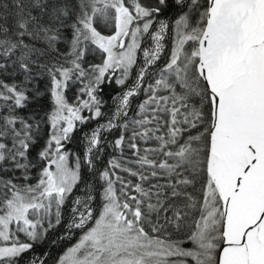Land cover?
I'll use <instances>...</instances> for the list:
<instances>
[{
  "label": "snow or ice",
  "instance_id": "6c2138e0",
  "mask_svg": "<svg viewBox=\"0 0 264 264\" xmlns=\"http://www.w3.org/2000/svg\"><path fill=\"white\" fill-rule=\"evenodd\" d=\"M113 79L114 111L66 150ZM70 199L55 264H264V0H0V264Z\"/></svg>",
  "mask_w": 264,
  "mask_h": 264
},
{
  "label": "trees",
  "instance_id": "16d2710c",
  "mask_svg": "<svg viewBox=\"0 0 264 264\" xmlns=\"http://www.w3.org/2000/svg\"><path fill=\"white\" fill-rule=\"evenodd\" d=\"M174 12L175 9L172 8L168 10L164 15L172 16L174 15ZM87 59L91 63L99 62V58L95 56L90 55ZM131 82L132 80L130 79L128 81V84L130 85ZM33 87H38L41 90V92L45 94L44 96L41 97L39 101V106H37V104L34 103L31 106V108L26 111H31L34 109L40 112L41 115H43L44 112L47 111L49 108V101L47 98V93L45 91L46 88L48 87L47 78L43 77L38 81L34 82ZM78 87H79L78 84H74L68 90L67 96L69 97L70 102H74V97L77 95ZM123 90H124L123 87L115 84L114 79L112 82H108L103 86V90L102 92H100L99 96L100 99L102 100V112L105 113V116L100 118L99 120H92L89 123L78 128V130L73 134L71 142L66 145V150H69L70 152L83 157L85 152L84 133H89L92 129H94L97 126V124H102L105 122L107 117L111 115L112 111H114L115 108L114 98L118 96ZM133 103L135 105V100ZM44 127L45 126L42 125V128ZM41 135L43 139L44 138L43 131ZM116 135H117V130L103 133L102 143L100 146L101 149L103 150L95 154L97 168L102 169L106 165L107 161L112 158V156L114 155L119 156V152L115 151L112 148V142L116 138ZM127 154L128 153H126V155ZM82 176L84 181L90 183L94 182L95 179L94 173L90 172L86 166L82 168ZM81 187H83V185H81ZM75 194L79 195L80 194L79 190H77ZM97 204L98 201L94 202L93 206L95 207ZM70 208H71V199L69 200L68 204L65 206L64 219L61 225L57 226L54 230L50 231L45 237V239L34 244L33 249L24 256V259L22 260L21 264H28V262L31 260L33 256L44 257L45 253H47L46 264H51L56 259L59 253H62L66 247L70 246L72 243L75 242L76 236L79 235L78 232H76L72 240L59 239V237L63 236L66 232L65 225L67 224L70 216Z\"/></svg>",
  "mask_w": 264,
  "mask_h": 264
},
{
  "label": "rangeland",
  "instance_id": "374dc122",
  "mask_svg": "<svg viewBox=\"0 0 264 264\" xmlns=\"http://www.w3.org/2000/svg\"><path fill=\"white\" fill-rule=\"evenodd\" d=\"M66 248H67V247H66ZM66 248H65L64 250H66ZM64 250H63V251H64ZM62 253H63V252H62ZM62 253H59V254L57 255V257H58L60 254H62ZM57 257H56V258H57ZM55 260H56V259H55ZM55 260H54L51 264H55Z\"/></svg>",
  "mask_w": 264,
  "mask_h": 264
}]
</instances>
